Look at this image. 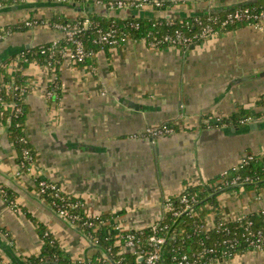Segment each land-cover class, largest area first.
Returning <instances> with one entry per match:
<instances>
[{
  "label": "crops",
  "instance_id": "0c3cea01",
  "mask_svg": "<svg viewBox=\"0 0 264 264\" xmlns=\"http://www.w3.org/2000/svg\"><path fill=\"white\" fill-rule=\"evenodd\" d=\"M100 1L110 0H12L0 5L5 33L0 72L15 74L20 53L62 38L51 22L55 16L58 21L90 14L184 18L249 0H170L173 4L164 10L153 4L109 9ZM13 5L24 7L1 10ZM34 20L38 24L11 30ZM93 60L91 67L62 63L56 73L34 58L23 69L30 83L23 130L35 154L30 169H20V152L0 114V258L9 264H15L13 256L27 264V256L41 252L37 222L73 261L85 264L99 250L107 258L37 193L41 179L83 201L85 215H104L113 228L143 231L163 218L167 200L184 192L185 183H205L236 166L247 152L264 155V113L258 103L264 95V30L239 25L190 48H154L130 40L99 50ZM56 75L61 96L51 100L46 94ZM242 107L259 116L247 117L242 127L201 124V115L228 118ZM174 122L178 131L171 136L155 141L132 137L149 124ZM217 203L206 216L208 223L219 216L239 219L264 207V187L224 191ZM104 264L114 263L108 259ZM217 264H264V251L238 253Z\"/></svg>",
  "mask_w": 264,
  "mask_h": 264
},
{
  "label": "trees",
  "instance_id": "16d2710c",
  "mask_svg": "<svg viewBox=\"0 0 264 264\" xmlns=\"http://www.w3.org/2000/svg\"><path fill=\"white\" fill-rule=\"evenodd\" d=\"M163 1L164 5L160 7L161 10L166 9L168 5H172L174 2L170 0ZM11 2L12 0H0V5L9 4ZM245 7L257 8L258 11H264L263 4L261 5L260 2H255L250 5L232 6L218 13H211L218 14L221 18H224L230 11L236 8ZM206 15H208V13L196 14L193 16H200L203 19ZM89 16L93 21L99 22L104 28H107L109 25L114 23L116 27H118L121 31H125L128 34V37L134 41L147 39V35L150 32L160 35L167 32L168 30V32H173L175 29L180 28L187 32V35H190L191 33L200 30V27L195 24H191L188 27L184 26L185 22L192 21L193 16L190 15L184 18L169 16L170 18L175 19L174 23L170 26L165 24V21L167 18H169L168 16L149 18L141 16L139 17L133 14L126 19L112 17L107 18L92 14ZM58 20L59 19L55 16L51 19V22L55 25V23L68 21L71 19ZM131 20L140 22V28L138 30L129 26L128 22ZM157 21L161 22L162 25H158V31H155L153 30V24ZM25 26V23L20 27L13 26L11 27V30L23 29ZM237 26H239V23L233 24L228 28L231 30ZM216 27L219 28L218 24ZM96 40L97 35L95 29L91 28L87 30L86 34L83 36V41L88 55L83 61L77 63L78 65H85L89 67L94 66L95 61L93 60V54H96L101 49L109 50V48L112 47L109 44L98 43ZM64 45L65 42L60 41L59 47ZM162 47H165V44L159 45V48ZM38 50L39 46L23 51L26 53L28 60L26 61L23 58L19 59L18 69L15 74H12L5 69H2L0 72V75L4 81L10 85H16L19 87L17 91H12V93L15 94L13 95L12 99L8 95L5 96V100H14L16 105H11L2 111L3 114L0 113L2 116H4V119L9 122L11 135L14 139L17 150L20 152L19 160L21 159L23 148L29 149L32 153L33 159L35 158L32 146L29 142H25L23 140L25 137L23 126L27 113L25 111V104L23 101L25 94L30 89V83L27 80L28 77L22 71L34 58L38 59L39 62H44L45 64L50 61V58H48L47 55L41 54ZM59 60H61V56L60 54H57L53 60L56 73L58 72V68L61 65ZM50 87L51 89L55 90V95H53L51 100L54 98L58 99L61 96V82L59 81L58 75H56V82L51 83ZM262 98L263 99L259 100L258 103H264V95ZM16 106L21 107V111L18 114L15 111ZM251 115L252 113L250 109L242 107L232 116L225 118V123L229 126L242 127L247 123L243 122V120ZM256 115L257 114H253L252 116L254 117ZM249 156L252 158H248ZM242 159L243 160L239 164L227 169L225 174H220L217 177L207 180L205 183L197 185L185 183L186 189L184 192L169 197L175 207L180 206V200L184 194H188L189 196L194 195L196 201L192 203L190 207L192 210L184 211L178 216H175L171 210H168L167 208L165 209L163 218L160 220V226L164 227L162 233L166 236V242L161 252L160 262L162 264H178V261L184 255H187L191 260L197 259L201 263H208L211 259L223 258V256L227 259H230L238 253L251 250V247L241 239L233 245L225 242L224 240L232 236L230 234L233 232L243 231L248 220L253 221V225H251L253 230L264 229L263 211L246 215L237 221H230L224 224L220 231H205L202 229V226L206 221L207 214L210 211H213V208H218L217 197L219 194L224 191L238 190L241 188L247 190H259L264 187V155L247 152ZM237 177H239L238 182L232 184ZM45 196L49 201L54 200V198L50 196L49 192L46 193ZM10 198L11 197L9 196V199ZM72 199L77 200L74 197H72ZM56 201L58 204H60L61 199L57 198ZM207 206L211 207L208 208ZM81 215L82 219L78 221V227H80L86 236H91L93 242H96L98 245L102 246L106 251H108L112 259L117 264H142L133 251L128 249L121 251L120 247L124 240L117 232L113 231L112 224H106L109 218L105 217L104 215H100L98 219L92 218L90 220L92 221L93 225L89 227L84 225V222L89 219V216L85 215L82 210ZM218 220H220V217H218ZM37 224L38 231L43 239V246L40 253L37 255H32L28 258L26 262L27 264H82L79 261H73L70 256L61 249L55 236L44 224L38 222ZM224 227L230 229V234L226 233ZM47 232L49 233L46 234ZM150 233V228L143 230L141 234L139 233V236L142 239V245H147V238ZM97 256L102 257L103 259L99 262L100 264H104V262L108 260L102 256L101 251L99 250L94 257L89 259L87 264H94V262H97Z\"/></svg>",
  "mask_w": 264,
  "mask_h": 264
},
{
  "label": "built area",
  "instance_id": "2783aa9c",
  "mask_svg": "<svg viewBox=\"0 0 264 264\" xmlns=\"http://www.w3.org/2000/svg\"><path fill=\"white\" fill-rule=\"evenodd\" d=\"M101 4L106 6L109 9L115 8H142L147 4H153L155 7L160 8L164 5L163 0H110V1H100ZM203 19L200 16H193L192 21H187L184 23V26H190L191 24L198 25L200 30L197 32H193L190 35H187L183 29L177 28L173 32H165L160 35L154 34L150 32L147 35V39H142V41L146 42L149 46L154 48H159L160 44H165L167 47H180V48H190L197 44L202 43L207 38L215 36L221 32H226L229 30V26L233 24L239 23V25H250L255 27L256 29L264 30V11H258L257 8L245 7V8H236L229 13L224 18H221L218 14H212L211 12H207ZM175 19L167 18L165 24L170 26L174 23ZM129 26L133 29L138 30L140 28L139 21H129ZM38 24V21H26V26H34ZM218 24L219 28L216 27ZM158 25H162L161 22H155L153 24V30L158 31ZM55 26L62 32V38L59 40L52 41L50 43H44L39 46V52L41 54H45L50 58V61L47 65L50 68H54L53 60L57 54H60L61 60L59 62L62 63H72L77 64L85 59L88 55L86 50L83 36L86 34L87 30L95 29L97 35V42L101 44H109L112 47L119 46L121 43L130 41L131 39L128 37V34L125 31H121L116 25L113 23L109 25V27L104 28L99 22L93 21L90 16L77 17L68 21L58 22ZM5 36V33L0 30V40H2ZM60 41L65 42L64 46L59 47ZM93 54V53H92ZM95 54H93L94 56ZM23 58L24 60H28L25 52L20 53L18 56L19 59ZM19 65V64H18ZM18 69V67H17ZM19 89L16 85H10L3 79H0V113L3 114V110L11 105H16L14 100H5V96H9L11 99L13 98L12 91H17ZM23 90V89H22ZM47 98L51 99L53 95H55L54 89H49L47 92ZM20 103V102H19ZM16 113H20L21 107L16 106ZM200 120L204 126L207 128H214L226 125L225 118L226 116L217 115L212 117L210 115H201ZM250 118H245L243 122L248 121ZM180 124V123H178ZM177 123H163V124H155V125H147L144 129L136 132L132 135L133 138L138 137H148L151 141H155L159 137L170 136L175 134L177 130ZM25 142H29L26 137L23 138ZM21 159L19 160V167L21 170H28L33 165L34 159L32 153L29 149L23 148ZM248 158H252L249 156ZM243 159L240 160V162ZM239 162V163H240ZM238 163V164H239ZM227 172L224 171L222 174ZM239 177H237L232 184L238 182ZM50 193V196L54 198L53 201L47 200L45 194ZM37 193L41 195L45 200L48 201L49 205L52 209L63 219H65L69 224L78 226V221L82 219L81 210L84 206V202L80 200H73L70 195H67L61 187L53 181L41 179L38 181L37 185ZM60 198V204L57 203L56 199ZM196 201L194 195L189 196L188 194H184L180 200V206L175 207L170 199L166 202V208L171 210L175 216L180 215L184 211L192 210L190 209L192 203ZM260 211L264 212V207L260 209ZM246 216V215H245ZM243 216V217H245ZM100 215L89 216V219L84 222L86 226H92L93 223L90 219L96 218L98 219ZM220 217V216H219ZM243 217L233 220L237 221L242 219ZM230 221L225 220L224 218L218 217L213 221V223H208L207 220L202 226V229L205 231L216 230L220 231L224 224ZM253 225L252 220H248L246 227L243 231L233 232L230 234V229L224 227L227 234H230L229 238L224 241L230 244H235L238 240H243L250 247V251L263 252L264 251V229L253 230L251 228ZM151 233L147 238V245H142V239L139 236L142 231L139 230H123L120 226L116 225L113 228L114 232H117L121 238H123L124 242L121 244V251L124 249H128L133 251L137 257L142 260V264H162L160 262L161 252L166 242V236L162 233L164 227L160 226V221L154 223L150 227ZM47 232L46 234H48ZM88 237V236H87ZM91 241V236L88 237ZM93 242V241H92ZM97 244L96 242H93ZM103 260L101 257H98L97 262L94 264H100L99 262ZM228 260L226 257L211 259L208 263H201L197 259H190L187 255H184L179 261L178 264H217L223 261ZM0 264H9L6 259L0 258ZM48 264V263H44ZM87 264V262L85 263Z\"/></svg>",
  "mask_w": 264,
  "mask_h": 264
},
{
  "label": "water",
  "instance_id": "95a60500",
  "mask_svg": "<svg viewBox=\"0 0 264 264\" xmlns=\"http://www.w3.org/2000/svg\"><path fill=\"white\" fill-rule=\"evenodd\" d=\"M260 1L261 0H249V1L244 2L242 5H250V4H253L254 2H260ZM23 7H24V5H13V6L2 8L1 10H7L8 11V10H14V9H21ZM247 78H250V77H247ZM241 80H243V79H241V78L240 79H236L234 82L241 81ZM249 128H251V129L255 128V124L250 125ZM93 246L100 248L109 260H112L114 264H117L112 259L111 255L108 253V251H106L102 246H100L98 244H95V243L93 244ZM140 260H142V258ZM13 261H14L15 264H25V262L22 259H20V258H18L16 256H13Z\"/></svg>",
  "mask_w": 264,
  "mask_h": 264
},
{
  "label": "rangeland",
  "instance_id": "374dc122",
  "mask_svg": "<svg viewBox=\"0 0 264 264\" xmlns=\"http://www.w3.org/2000/svg\"><path fill=\"white\" fill-rule=\"evenodd\" d=\"M261 106H260V108L262 109V111H263V113H264V103L262 104V103H259ZM155 124H157V123H154V124H149V125H155ZM171 136V135H170ZM138 138H140V137H138ZM144 138H147V139H149L148 137H144ZM160 138V137H159ZM63 220V219H62ZM65 220V219H64ZM66 221V220H65ZM67 222V221H66ZM29 257H31V255L30 256H27L26 257V261L28 260V258Z\"/></svg>",
  "mask_w": 264,
  "mask_h": 264
}]
</instances>
